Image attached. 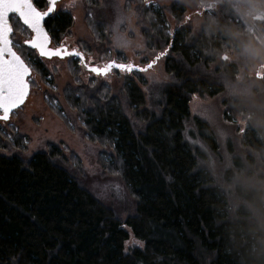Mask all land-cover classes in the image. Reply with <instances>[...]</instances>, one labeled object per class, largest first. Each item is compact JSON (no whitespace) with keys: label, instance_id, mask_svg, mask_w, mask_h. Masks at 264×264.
I'll return each mask as SVG.
<instances>
[{"label":"trees","instance_id":"obj_1","mask_svg":"<svg viewBox=\"0 0 264 264\" xmlns=\"http://www.w3.org/2000/svg\"><path fill=\"white\" fill-rule=\"evenodd\" d=\"M241 1L263 8L264 0ZM132 3L148 48L167 50V79L126 76L120 87H79L77 103L70 98L133 211L120 214L97 197L79 158L56 145L27 155L17 135L14 152L0 151V264H264V76L252 60L240 78L229 60L249 45L243 23L228 0ZM195 7L204 14L199 27L184 23ZM52 24L64 32L72 15ZM195 97H222L223 120L238 132L227 158L215 128L192 113ZM240 115L248 119L237 126ZM9 144L0 138L1 148ZM131 236L142 247L127 251Z\"/></svg>","mask_w":264,"mask_h":264},{"label":"rangeland","instance_id":"obj_2","mask_svg":"<svg viewBox=\"0 0 264 264\" xmlns=\"http://www.w3.org/2000/svg\"><path fill=\"white\" fill-rule=\"evenodd\" d=\"M153 1L155 5L170 3V0ZM217 1L221 2V0ZM228 2L238 16V20L243 23L244 30L250 39L249 45L244 47L245 49L241 52L229 53V60H235L240 64V78L246 73L244 70L252 60L254 73L264 76V62L257 63L255 61L264 60V33L258 23L264 19V1L262 3L263 10L256 7L258 4H246L241 0H228ZM136 4L132 3L131 6L129 0H67L65 4L58 6L59 9L63 8L71 13L73 24L61 34L59 41L73 42L87 56L96 58L97 60L87 61L90 66L103 67L110 60H115L120 63L146 67L148 62L164 51L148 48L142 33L146 25H142V15L138 11V7H135ZM168 16L171 20L170 15ZM250 20L252 24L254 23V28L250 25ZM187 21H193L194 26L199 27L204 21L202 10L199 7L189 8L184 23ZM12 23L15 31H24L17 24L16 18H12ZM170 23L172 28L178 25L173 19ZM17 45H21V43H17ZM18 51L23 57L29 55L20 49ZM165 57H162L147 72H134L125 75L118 70H113L106 77L96 76L89 70L83 69L79 60L48 62L45 60L42 61L45 64V70L33 64L32 79L35 83L31 86L26 103L14 111L18 115H12L9 123L0 122V126L4 127V131L9 134L8 136L7 133H0V138L10 143L7 145L8 149L0 147V151L14 152L16 148H14L15 144L12 140L17 135L23 136L28 141L25 144L27 155L46 151L50 145H56L61 148L65 157L80 159V163L83 165L81 179L97 197L115 207L120 214L125 215L132 212L134 203L126 187L120 179L108 175L102 170L100 158L104 149L99 142L90 140L86 135L85 125L70 97L75 98L77 103L79 87L94 88L98 85L100 87L115 83H117V87H120L126 76L134 78L137 82H139L138 75L148 83L165 81L167 79L164 70ZM142 89L147 91L146 86L142 85ZM113 92H116L114 88ZM253 98L261 100L258 97ZM190 106L194 115L208 121L215 128L222 144V156L227 158L230 154L226 145L238 132L236 127L223 120L222 97H195ZM252 106L256 107L257 105L253 103ZM247 119L248 117L244 115L238 116L236 125L242 126ZM190 141L199 143V140L197 142L190 139ZM234 143L236 144V141ZM212 163L215 164L214 160ZM135 241L138 240L131 236L125 244L127 251L134 247H141V242L136 244Z\"/></svg>","mask_w":264,"mask_h":264},{"label":"snow or ice","instance_id":"obj_3","mask_svg":"<svg viewBox=\"0 0 264 264\" xmlns=\"http://www.w3.org/2000/svg\"><path fill=\"white\" fill-rule=\"evenodd\" d=\"M44 4L41 10L38 5ZM57 12V0H0V121H9L12 115H18L14 110L19 109L30 94V87L35 83L32 79L34 71L33 63L37 61L26 60L22 54L14 50L13 41L10 39L13 34L11 20L16 18L17 24L30 30L31 39L24 43L30 49H35L39 58L51 60L58 57L63 60L65 57H76L81 66L88 68L96 76H108L113 70L131 73L133 71L147 72L165 55L167 50L159 53L146 64V67H138L131 63H120L110 60L103 67L90 66L85 62L84 53L78 50L69 51L63 46L50 47L51 38L45 28V18ZM123 22L122 20L120 21ZM126 44V41L124 42ZM22 47V45H17ZM15 127V125H13ZM28 141L24 140V144ZM140 244L139 241H135ZM142 247V245H141Z\"/></svg>","mask_w":264,"mask_h":264},{"label":"flooded vegetation","instance_id":"obj_4","mask_svg":"<svg viewBox=\"0 0 264 264\" xmlns=\"http://www.w3.org/2000/svg\"><path fill=\"white\" fill-rule=\"evenodd\" d=\"M65 1H67V0H57V12L56 13H53L49 17H46L45 18V22H44L45 28L48 31L49 36L51 38V43H50L49 46L50 47L63 46L65 48H67L69 51H72V50L81 51L79 49V47H76V44L73 43V42L69 43L67 41H64V42L59 41V38H60V36H61V34L63 32H59V33H57V32L55 33L54 32L55 30H54V26L52 24L53 19L56 18V17H58V16H60L61 13H70V12H68L66 10H63V8H60L59 9V6L58 5L59 4H61V5L62 4H65ZM34 2H35V0H34ZM45 3H46V0H45ZM38 7H40L41 10H43L44 9V4L42 3V4L38 5ZM13 18H15V17H13ZM11 23H12V20H11ZM25 28H26V26H24V28H21V29L24 30ZM31 36H32V33L30 32V30H24L23 32L15 31L14 25H13V34L11 35L10 38L13 41L14 50L17 51L18 54H20V52L18 51V49H20L21 51H23V53H26V54L29 53L28 56L23 57L26 60V62H28V60L37 61L36 63H33L34 66L40 67L41 69H44L45 70V68H44V65L45 64H43V62L45 60L48 62L49 60H47L46 58H39V60H38V53L36 52V50L35 49H30L29 46L24 43L26 40L31 39ZM17 43H21V45L23 47H17ZM26 49H27V51H26ZM31 51L34 53V55H33V53ZM81 52H83V51H81ZM84 59H85V62L86 63H87L88 60H97L96 58H94L92 56H87L85 53H84ZM53 60H61V59L58 58V57H53L50 61H53ZM63 60H79V59L76 58V57H65ZM30 91H31V87H30ZM11 117H10V120H11ZM9 121H7V122L0 121V122H4L5 124H7V123H9ZM4 129H5L4 127H1L0 126V130H1L0 133L1 134L2 133H7V135L9 136L8 132L4 131Z\"/></svg>","mask_w":264,"mask_h":264},{"label":"water","instance_id":"obj_5","mask_svg":"<svg viewBox=\"0 0 264 264\" xmlns=\"http://www.w3.org/2000/svg\"><path fill=\"white\" fill-rule=\"evenodd\" d=\"M10 39H11V38H10ZM81 67H82L83 69H87V70H88V68H86V67H83V66H81ZM26 101H27V99H26ZM26 101H25V103H26ZM25 103H24V104H25ZM24 104H23V105H24ZM23 105H22V106H23ZM22 106H21V107H22ZM16 110H17V109H16ZM14 111H15V110H14Z\"/></svg>","mask_w":264,"mask_h":264},{"label":"built area","instance_id":"obj_6","mask_svg":"<svg viewBox=\"0 0 264 264\" xmlns=\"http://www.w3.org/2000/svg\"><path fill=\"white\" fill-rule=\"evenodd\" d=\"M250 25L253 26V28H254V23L252 24V21L251 20H250Z\"/></svg>","mask_w":264,"mask_h":264}]
</instances>
